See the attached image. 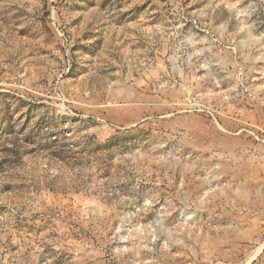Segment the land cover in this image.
<instances>
[{
	"label": "rangeland",
	"instance_id": "obj_1",
	"mask_svg": "<svg viewBox=\"0 0 264 264\" xmlns=\"http://www.w3.org/2000/svg\"><path fill=\"white\" fill-rule=\"evenodd\" d=\"M259 253L264 0H0V264Z\"/></svg>",
	"mask_w": 264,
	"mask_h": 264
},
{
	"label": "crops",
	"instance_id": "obj_2",
	"mask_svg": "<svg viewBox=\"0 0 264 264\" xmlns=\"http://www.w3.org/2000/svg\"><path fill=\"white\" fill-rule=\"evenodd\" d=\"M262 255L263 253H259L255 255L254 257L251 258L250 262H248L247 264H260L259 260L262 259Z\"/></svg>",
	"mask_w": 264,
	"mask_h": 264
},
{
	"label": "trees",
	"instance_id": "obj_3",
	"mask_svg": "<svg viewBox=\"0 0 264 264\" xmlns=\"http://www.w3.org/2000/svg\"><path fill=\"white\" fill-rule=\"evenodd\" d=\"M62 149H63L62 151H66L67 147H66V146H64Z\"/></svg>",
	"mask_w": 264,
	"mask_h": 264
}]
</instances>
